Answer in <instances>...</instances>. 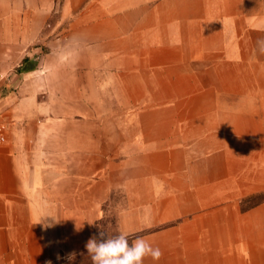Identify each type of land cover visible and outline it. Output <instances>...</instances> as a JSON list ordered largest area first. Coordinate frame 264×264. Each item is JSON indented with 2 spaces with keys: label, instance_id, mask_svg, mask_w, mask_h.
I'll use <instances>...</instances> for the list:
<instances>
[{
  "label": "crops",
  "instance_id": "0c3cea01",
  "mask_svg": "<svg viewBox=\"0 0 264 264\" xmlns=\"http://www.w3.org/2000/svg\"><path fill=\"white\" fill-rule=\"evenodd\" d=\"M58 1L19 70L56 0H0V264H83L111 209L142 264H264V0Z\"/></svg>",
  "mask_w": 264,
  "mask_h": 264
},
{
  "label": "clouds",
  "instance_id": "9594fccd",
  "mask_svg": "<svg viewBox=\"0 0 264 264\" xmlns=\"http://www.w3.org/2000/svg\"><path fill=\"white\" fill-rule=\"evenodd\" d=\"M259 50L264 52V41H258ZM53 222H57L53 218ZM46 227H52L51 223ZM129 233L120 232L109 237L101 231L98 236H93L85 244L92 264H142L145 257L159 260L162 252L158 247H153L142 237H137L129 242Z\"/></svg>",
  "mask_w": 264,
  "mask_h": 264
},
{
  "label": "rangeland",
  "instance_id": "374dc122",
  "mask_svg": "<svg viewBox=\"0 0 264 264\" xmlns=\"http://www.w3.org/2000/svg\"><path fill=\"white\" fill-rule=\"evenodd\" d=\"M58 5H59V1L56 0V5L54 8V11L47 18L46 24H45L44 28L42 29L40 37L32 45V47L34 48V52H33V50H30V52H32V57L30 59H33L34 57H36L37 53L40 54V53L46 51L47 50L46 42H47L48 38L58 34L59 31L61 30V26L64 24V21H62L63 19L60 16V13H58V11H57ZM0 10H1V8H0ZM0 14H1V12H0ZM12 15L13 14L11 11L6 13V14H3V20H8L7 22H9L10 21L9 17L11 18ZM4 16H6V19L4 18ZM0 20H2L1 17H0ZM3 47H5V46H2V48ZM15 49H16L15 46L9 45V46H7L5 52L8 55H14L15 52L18 53V51H16ZM19 55H20V53H19ZM26 58H29V57H26ZM20 67H21V65L18 67V69ZM6 90H7L6 87L0 89V94L4 95L6 93ZM262 198H264V194H260L256 197H253L252 199L250 197L246 198V200L243 203V206L247 207L252 202L257 201V200L262 199ZM101 231L105 232L109 237L118 235L116 233V229H115L112 209L106 213V216H103L102 219L98 220V222L96 224V235L98 236ZM129 242H130V239H129ZM81 260H82L83 264H92L91 257L88 253L83 254V256L81 257ZM66 264H77V262H75L74 259H71V260H68Z\"/></svg>",
  "mask_w": 264,
  "mask_h": 264
},
{
  "label": "trees",
  "instance_id": "16d2710c",
  "mask_svg": "<svg viewBox=\"0 0 264 264\" xmlns=\"http://www.w3.org/2000/svg\"><path fill=\"white\" fill-rule=\"evenodd\" d=\"M37 58L34 57L33 59L30 58H24L21 63V67L19 70H28L33 68L36 65Z\"/></svg>",
  "mask_w": 264,
  "mask_h": 264
}]
</instances>
